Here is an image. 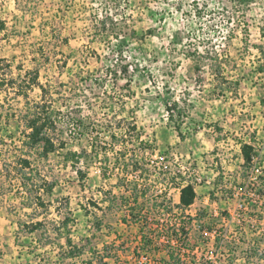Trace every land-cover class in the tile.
Here are the masks:
<instances>
[{
    "label": "rangeland",
    "instance_id": "rangeland-1",
    "mask_svg": "<svg viewBox=\"0 0 264 264\" xmlns=\"http://www.w3.org/2000/svg\"><path fill=\"white\" fill-rule=\"evenodd\" d=\"M107 16L113 17L116 24ZM0 20L6 21V28L0 29V77H13L15 81L0 93V102L5 105L0 106V115H3L0 119V264H45L48 261L55 264L59 254L56 244L66 243L65 236L55 238L57 228L67 215L73 219L69 229L75 241L86 236L90 222L97 237L94 243L100 245L117 227L115 213L119 210L103 206L107 215L101 226L104 231L95 227L92 216L94 212H103L93 205L103 195L100 189H108L115 180L109 182L103 177L100 166L95 165L89 171L85 186H81L76 171L64 161L66 150L54 152L48 158H40L38 152L31 150L33 167L41 176L56 180L58 184L52 197H46L51 203L48 210L21 203L14 162L30 151L22 150L27 129L25 106L29 100L38 101L42 91L37 86L27 88L25 81L26 72L35 69H39V79L47 86L48 101L57 110L64 111L65 116L70 112L71 116L82 117L84 124L90 121L103 124L111 119L121 123L123 128L128 125L124 118L134 116L145 139L160 149L174 168L181 159L196 165L192 149L187 146L191 140L207 147L199 152L205 156L199 165L206 164L215 170L206 175L214 180L219 178V182L226 176L238 185L237 190H241L236 195L234 188L226 186L219 194L223 212L212 221L213 226L220 225L222 230L219 239L224 245H234L231 235L237 229L241 237L235 244L237 264H264V245H258L264 241V216L259 225L262 227L260 234H253L246 220L232 217L236 211L243 216L246 212L259 213L258 204L250 198L245 199L246 194L239 187L247 174L243 162L237 160L236 167L220 162L223 150L235 144L231 139L224 147L205 137L209 135V125L222 127L216 131L217 140L229 136L239 144L242 139L255 135L248 119L250 111L244 110L248 104L241 100L240 89L251 83V75L252 80L257 77L256 81L264 85V79H260L263 76L255 74L264 62V35L261 33L264 0H254L249 6L243 0H0ZM104 20L107 21L105 27L102 26ZM245 28L250 32L249 47H244L242 40ZM255 44L261 45L263 51ZM118 49L124 51L123 59L120 58L130 67L127 74L118 70L117 76L111 70ZM215 57H219L218 62L225 69L222 74L228 77L229 83L215 77L213 68L208 65L215 64ZM253 59L261 61L255 64ZM197 61L203 66L200 70L194 68ZM126 75L133 79L131 91L134 95L124 87ZM239 80L242 81L240 87ZM18 87L28 90V98L17 93ZM222 87H232L228 91L234 87L237 95L233 92L221 97ZM213 96L214 99L220 96V100L211 101ZM227 97L232 101H226ZM174 100H179L187 111L185 115L188 116L182 117L184 140L169 123L166 103ZM219 105L225 109L224 116L229 117L225 126L219 120L214 121L218 118ZM60 129L58 135L69 141V148L76 150L88 146L86 137L79 138L80 132L93 133L91 128L75 130L64 125ZM94 129L99 127L94 125ZM202 140L206 144H200ZM123 142L137 147L127 137ZM259 150L264 165V151L261 147ZM139 153L150 159H160L159 155ZM210 157L215 158L211 160ZM263 188L264 179H261L259 190ZM207 189L198 187L199 199L194 209L206 206L202 197ZM174 194L175 201H179L177 193ZM224 197L229 198L228 203L223 201ZM243 202L248 204V210L241 206ZM87 212L93 217L90 221ZM31 220L43 223L33 236L43 241L51 237L52 243L29 256L11 243L22 227L19 221L28 223ZM20 234L21 240L32 239L30 235L24 236L27 233ZM198 238L203 239L200 232H195L193 239ZM114 248L131 252L127 245ZM40 251L46 252L37 256ZM123 259L120 258L119 264H124ZM74 261L83 264L79 258ZM110 264L115 263L111 260Z\"/></svg>",
    "mask_w": 264,
    "mask_h": 264
},
{
    "label": "trees",
    "instance_id": "trees-1",
    "mask_svg": "<svg viewBox=\"0 0 264 264\" xmlns=\"http://www.w3.org/2000/svg\"><path fill=\"white\" fill-rule=\"evenodd\" d=\"M253 1L243 0L247 6ZM107 18H110L112 23L116 24L113 17L107 16ZM106 25L107 21L104 20L102 26L105 27ZM5 28L6 21L0 20V29L4 30ZM261 33L264 35V28H262ZM243 34L244 47H249V29L245 28ZM254 46L263 51L261 45L255 44ZM112 52L115 53L116 49H113ZM123 52V50L118 49L116 53L118 57L115 59L116 63H113V69L111 70L116 75L118 70L127 74L130 67L129 64L122 61ZM196 54L197 52H195ZM190 55L192 56V54ZM218 58L215 57V64L211 62L208 65L213 68L215 77L221 78L225 84L229 83V79L222 74L225 69L222 67L221 62H218ZM0 60L2 62V59ZM201 67L203 66L199 65L198 61L194 65L197 70H200ZM257 70L264 72V63ZM26 73L27 88L32 89L37 86L41 89L42 94L38 101H27L26 112L24 113L27 129L22 150L27 149L30 151L24 152L14 162L16 177L19 179L18 193L21 196V203L26 204L27 207L39 205L48 210L51 203H48L46 197H52L58 184L56 180L50 181L41 176L33 167V161L29 155L32 153L31 150L38 152L40 158H48L54 152L66 150L63 153L64 161L76 171L81 186H85L89 178V171L95 165L100 166L103 177L109 182L115 180V183H111L108 189H100L103 194L100 199L101 204L95 201L93 205L103 210V212V206H106L107 209L123 210L127 216L124 220L138 225L137 237L124 240L119 245H135V254L140 255L143 252L145 255L151 256L156 264H192L193 260L188 259L187 253L183 252L182 248H188L191 245L190 231L187 228L191 225L192 216L187 214L186 211L195 203L198 197L196 186L190 182L183 183L185 176L178 169L174 167L170 169L169 167L164 170L158 165L157 161L139 153L153 155L156 146L145 139L144 132L138 127L134 116L124 118V120H128V125L125 128L122 127L121 123L113 122L111 119H106L103 124L94 121L84 124L82 117L71 116L70 112L68 116H65L64 111L57 110L48 101L46 96L48 89L39 79V69ZM125 78L124 87L128 88L129 94L134 95L131 91L133 79L128 75ZM13 84H15L13 77H0V93L8 85L13 86ZM222 89L225 88L222 87ZM27 91L19 87L17 89V93L25 95L26 98H28ZM221 95L225 96V93H221ZM0 106L4 107L5 105L0 102ZM166 108L169 111V123L174 126L179 137L184 140V121L182 117L188 116L185 115L187 113L186 109L177 100L167 102ZM0 119H3V115H0ZM64 125L68 129L74 128L75 130L81 127L91 128L93 133H83L81 131V137H79L80 139L86 137L88 146L82 147L81 150L69 148V141L58 135V130H61L60 127L64 128ZM94 125L99 129H94ZM218 129L221 130L222 128L218 127ZM126 137L132 145L137 147H131L124 143L123 139ZM241 152L244 158L243 168L247 170L253 157L258 153L257 147L253 143L242 141ZM262 179H264V176ZM115 188H119L118 191ZM172 188H180V199L177 203L174 201ZM214 193L215 191H213V195ZM260 193L264 195V188L260 190ZM261 208L264 209L262 206ZM90 213L87 212V215H90ZM162 214H169L172 217L175 215V217H179V220L176 222L170 219L161 220ZM92 216H94L93 224L97 229L100 228L104 217L99 216L96 212L92 213ZM205 216L204 209L200 208L198 217L203 218ZM259 217H263L262 212L259 213ZM70 221H73V219L68 215L65 216L61 225L57 228L55 238L59 239L65 236L66 243L65 245L59 244L60 249L55 264H77L74 261L77 258L83 264H108L106 258L110 257L118 260L117 254L113 253L115 250L113 245L116 244L114 242L104 243L102 249L98 248V244L94 243L95 233L82 236L79 241H75L69 229ZM19 225L22 227L17 231L15 240L22 248L27 247L29 255L52 243L51 237L46 238L45 241L37 237L36 243H34L35 238L21 240V232L27 233L24 236L34 237L33 234L43 226L42 221L31 220L28 223L19 221ZM63 229L65 231H62ZM173 238H177L180 245L174 244L172 242ZM216 243V245H219V238L216 239ZM45 252L40 251L37 256H41ZM84 256H86L85 259ZM45 264H50V262L48 261Z\"/></svg>",
    "mask_w": 264,
    "mask_h": 264
},
{
    "label": "built area",
    "instance_id": "built-area-1",
    "mask_svg": "<svg viewBox=\"0 0 264 264\" xmlns=\"http://www.w3.org/2000/svg\"><path fill=\"white\" fill-rule=\"evenodd\" d=\"M154 152L155 153L153 155H159L158 157L160 159L152 160L157 161L158 165L162 169L167 170L169 167L170 169L172 168V165L168 163V160L165 159V156H163L160 149L156 148ZM176 169L184 174L185 180L183 181V183L190 182L194 184L196 186L197 192L199 186H204L205 190L208 188V191H205L202 197V202L206 206L196 207L195 209L193 208L197 203V200L199 199L198 193V197L195 203L186 211L187 214H190L192 216L191 225H189L187 228L190 231L191 245L188 248L183 247L182 251L187 253L189 260H193L192 264H237V245L235 244L239 243L241 240V237L238 235L237 229H235V231L231 235V242L234 245H224L222 241H220L219 245H216V239L220 237L222 230L220 229V225L213 226L212 221L214 218L220 216L223 212L219 205V203H221L219 199V196L221 195L219 194L223 192V188L226 186L234 188L235 191H233V193L237 195V193H240L241 191L240 189L237 190L238 185L233 184V181H230V179L226 176L223 177L222 180L224 181L222 182L221 180L219 182V178H217V180H214L211 176L206 175L204 167H201L197 162L195 165L192 161L185 163V160L181 159V162L176 165ZM246 171L247 174L244 176L243 184L239 187L243 190V194H246L245 199H252V201L258 204L256 210L259 213L263 212L261 206H264V195L260 193L259 185L262 177L264 176V165L262 164L259 152L253 157L251 164ZM213 191H215L214 195ZM172 192L180 194V188H172ZM223 201L225 203H228L229 198L224 197ZM175 202L177 203L179 201ZM241 206H244V208L247 210L249 209L248 204H246L245 202H243ZM200 208H203L204 212L206 213V216L203 218L198 217ZM255 212L256 211H254V213L246 212L243 216L236 211V213L232 214V217L238 219L239 221L241 219L246 220L249 224V230L252 231L253 234H260L262 231V227H260L259 225L261 224L262 218L259 217V213ZM160 219H170L171 221L176 222L177 220H179V217H175V215H173L172 217L169 216V214H162ZM195 232H200L203 239L198 238L197 240H194L193 234ZM172 242L174 244L180 245V242L177 238H173ZM258 245H264V241L258 243ZM133 256L138 264H156L151 256L145 255V253L143 252H141L140 255L134 254Z\"/></svg>",
    "mask_w": 264,
    "mask_h": 264
},
{
    "label": "crops",
    "instance_id": "crops-1",
    "mask_svg": "<svg viewBox=\"0 0 264 264\" xmlns=\"http://www.w3.org/2000/svg\"><path fill=\"white\" fill-rule=\"evenodd\" d=\"M260 61L261 60H257V61L255 60L254 61V59H253L252 62H254L255 64H258V62H260ZM263 63H261V64H263ZM259 66H261V65H259ZM257 69H258V67H257ZM255 74L263 76L260 79H264V72L257 70ZM256 79H257V77H255V79L252 80V75H251V83L243 86L240 89L241 100H245L244 104H248V105H246L247 107H245L244 110H249L250 111V113H249L250 117H248V119L252 123L251 127H252V130H253L255 135L251 136L249 139H242L240 141V143L237 144V140H235L234 138L229 137V136L226 137V138H221V139L217 140L216 139V131L217 130L220 131V129H218V127L216 125H209L208 126V129H207L208 133L207 134H209L211 136L208 135L210 138L208 136H205L207 138V140H209V141L214 140V142H216V144H218L220 146H224V147H225V144H227V145L229 144V141L231 139L233 140V143L235 144V145H231L230 147H227V149L223 150L222 161H220L222 164L227 162V163H230L231 167H236L237 166V160H239V162H241V161L244 162V158H243V155H242V152H241L242 141L253 143L257 147V151L259 153L261 152V150H259V147L262 148V152L264 151V102H263V99H264V85L259 83V82H257ZM241 83H242V81L239 80V84H238L239 87H240ZM239 87H238V90H239ZM224 88L225 89H222V91L225 93V96L221 95V97L229 96V93L232 94L233 92H236L235 95H237V89H234V87L230 91H228V90L231 89L232 87H230L229 89L227 87H224ZM211 90H215V88L214 89L212 88ZM219 94L220 93H218L217 95H219ZM218 97H219L218 99H214L216 97L213 96L212 97L213 99L211 101H213V100L219 101L220 100V96H218ZM248 99H249V101H248ZM227 100L232 101V98L229 97L228 99H226V101ZM225 105L227 106V104H225ZM221 109H222V111H220ZM217 110L219 111V113L217 115L218 118H215L214 121H218L219 120L222 123V125L225 126V123L228 121L227 118H229V117L226 118L224 116L225 115V109L224 108H220V105L218 106ZM224 118H226V120H224ZM233 119H235V116L233 117ZM167 128L169 130L173 129V127H171V126H167ZM223 130H225V128ZM174 132L178 133L176 130ZM203 133H204V131L200 132L199 135H202ZM261 139H263L262 142H261ZM165 142H164L163 145L166 144ZM202 143L206 144V142L204 140H202V142H200V144H202ZM163 145H161V146H163ZM187 146H189V148L192 149V154L194 156L193 159H195L198 162V164H199V162L205 157V156H201L199 152H201V153L204 152V150H206L207 147H201V146L198 145V142H195V141H192V140L189 143H187ZM232 148H234V150H232ZM237 150L239 152L238 154L236 153ZM214 158L215 157H210L211 160H214ZM217 163H218V159L216 160V164ZM200 166L204 167L205 172H210L211 170H212L211 172H214V170H215V169H212L211 167H207L206 164H203V165H200ZM177 195L180 197V194H177ZM100 199H101V197H100ZM98 202H100V200ZM100 204H101V202H100ZM103 213L104 212H102V214H99V213H97V214L99 216L106 217L107 215H105V213L104 214ZM115 214H117V215H115V217L118 218L117 227L114 228L113 230H111V235H109L102 242L101 245L100 244L97 245L98 248H100V249H102V247L104 246V243H112V242H114L116 244V245H113L114 247L125 246V245H119V243H121L124 240H129L131 238L137 237L138 225L130 223V221H125L124 220V218L127 217L126 216V212L121 210V211H118ZM86 216L89 217V221H90V218L94 217V216L90 217V215H87V214H86ZM110 227L111 226L109 225L107 228L109 229ZM86 230H87L86 236H89V235H91L93 233L94 227H92V223L91 222H90L89 225H87ZM95 230H97V229L95 228ZM99 230L104 231L103 227H100ZM81 237L82 236H80L79 239ZM31 238H35L34 243H36V238L37 237L34 236V237H31ZM96 238L97 237H95V239ZM15 239H16V237L14 238V242L11 243V244L17 245L21 250H24L25 252H27V247L22 248L19 244L16 243ZM59 244L65 245V243H63V242L62 243H57L56 245H58L60 247ZM48 245H50V244H47V246ZM47 246L42 248V249H46ZM127 246L130 248L131 252L130 251L129 252H127V251L124 252V249H122V248H114L115 250L113 251V253L117 254V257H119V258H118V260H115V258H111V257L110 258H106L107 261H108V264H110L111 260H113L115 264H119L121 262L120 258H124L123 259L124 260V264H137V262H136V260H135V258L133 256L135 254V251H134L135 245H127ZM27 254H28V252H27ZM29 256H31V255H29Z\"/></svg>",
    "mask_w": 264,
    "mask_h": 264
}]
</instances>
